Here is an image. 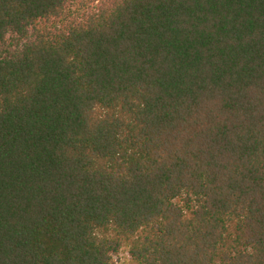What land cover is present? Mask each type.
Returning <instances> with one entry per match:
<instances>
[{"label":"trees","instance_id":"1","mask_svg":"<svg viewBox=\"0 0 264 264\" xmlns=\"http://www.w3.org/2000/svg\"><path fill=\"white\" fill-rule=\"evenodd\" d=\"M0 264H264V0H0Z\"/></svg>","mask_w":264,"mask_h":264}]
</instances>
